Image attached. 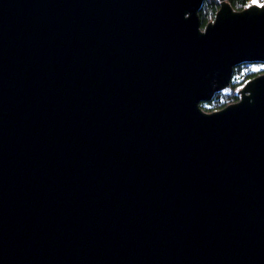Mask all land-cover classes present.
I'll return each mask as SVG.
<instances>
[{
  "label": "water",
  "instance_id": "95a60500",
  "mask_svg": "<svg viewBox=\"0 0 264 264\" xmlns=\"http://www.w3.org/2000/svg\"><path fill=\"white\" fill-rule=\"evenodd\" d=\"M0 0V264H264V2Z\"/></svg>",
  "mask_w": 264,
  "mask_h": 264
},
{
  "label": "trees",
  "instance_id": "16d2710c",
  "mask_svg": "<svg viewBox=\"0 0 264 264\" xmlns=\"http://www.w3.org/2000/svg\"><path fill=\"white\" fill-rule=\"evenodd\" d=\"M235 11H241L247 8L252 0H226ZM219 10L218 0H205L199 18L201 26L204 27L208 22L214 19L215 14ZM257 68H264V64L247 63L234 68L233 75L230 82V88L224 92L216 94L211 102L202 103L200 106L203 110L211 112L225 107L227 104L238 100L236 92L248 80L253 79L264 70L258 71ZM255 69V70H254Z\"/></svg>",
  "mask_w": 264,
  "mask_h": 264
},
{
  "label": "rangeland",
  "instance_id": "374dc122",
  "mask_svg": "<svg viewBox=\"0 0 264 264\" xmlns=\"http://www.w3.org/2000/svg\"><path fill=\"white\" fill-rule=\"evenodd\" d=\"M259 1H260V0H256L255 3H259ZM263 2H264V0H262V1L260 2V4H262ZM255 3H254L253 0H252L251 4H255ZM211 21H213V20H211ZM254 70H255V69H254ZM256 70H257V72H258V71H262V70H264V68H257ZM263 73H264V72H263ZM263 73H260V74H263ZM260 74H259V75H260ZM259 75H258V76H259ZM246 82H247V81H246ZM246 82H245V83H246ZM245 83H244V84H245ZM244 84H243V85H244ZM243 85H242V86H243ZM242 86H241V87H242ZM241 87H240V88H241ZM240 88H239V89H240ZM236 93H237V92H236ZM232 103H233V102H232ZM232 103H230V104H232ZM227 105H229V104H227ZM227 105H226V106H227ZM214 111H215V110H214Z\"/></svg>",
  "mask_w": 264,
  "mask_h": 264
},
{
  "label": "crops",
  "instance_id": "0c3cea01",
  "mask_svg": "<svg viewBox=\"0 0 264 264\" xmlns=\"http://www.w3.org/2000/svg\"><path fill=\"white\" fill-rule=\"evenodd\" d=\"M261 1H262V0H260L259 3H255V4H260Z\"/></svg>",
  "mask_w": 264,
  "mask_h": 264
},
{
  "label": "snow or ice",
  "instance_id": "6c2138e0",
  "mask_svg": "<svg viewBox=\"0 0 264 264\" xmlns=\"http://www.w3.org/2000/svg\"><path fill=\"white\" fill-rule=\"evenodd\" d=\"M253 2L255 3V2H256V0H253Z\"/></svg>",
  "mask_w": 264,
  "mask_h": 264
}]
</instances>
